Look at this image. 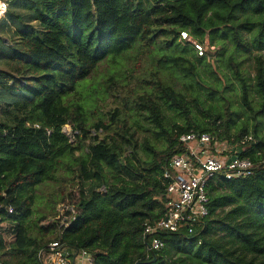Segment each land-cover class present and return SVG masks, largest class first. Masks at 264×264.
Returning a JSON list of instances; mask_svg holds the SVG:
<instances>
[{
  "label": "trees",
  "instance_id": "obj_1",
  "mask_svg": "<svg viewBox=\"0 0 264 264\" xmlns=\"http://www.w3.org/2000/svg\"><path fill=\"white\" fill-rule=\"evenodd\" d=\"M4 18L10 20V28L15 26L12 32L23 46L10 56L22 62L21 72L28 75L5 79L0 74L4 92L21 93L4 99L19 109L13 122H0V205L18 209L10 217L0 210V264H39V252L47 241L32 234L27 224L32 192L38 184L56 179L66 157L72 159L66 166L79 178L76 199L69 196L74 213L68 209L71 217L63 224L54 219L45 224V215L36 224L42 233L55 232V238L69 247L86 249L97 264H264L262 140L241 142L245 128L231 135L230 114L226 119L210 113L204 120L192 119L185 96L153 73L147 82L154 86L156 98L183 115L186 125H174L167 135L168 146L160 154L146 146L157 159L142 162L139 169L131 162L135 155H124V148L135 152V142L118 107L108 111L107 120L89 126L84 106L65 102L98 62L137 42L150 46L163 40L175 55L161 56L158 64L195 75L193 60L206 56H197L191 44L179 40L182 30L209 46L229 40L238 49L264 50V0H11ZM29 21L37 26H29ZM254 60L260 97L254 115L258 116L264 115V59L257 53ZM230 66L240 83L242 101L251 108L239 63L231 61ZM136 97V106L145 108L162 128L159 103L150 95ZM68 123L74 143L63 132ZM90 128L107 134L101 139L94 135L84 151ZM190 130L208 132L212 144L226 139V150L250 158L253 171L244 177L210 179L208 216L191 234L185 228L161 233L165 246L146 258L148 238L143 235V224L164 215L163 171L181 151L180 134ZM253 135L256 138V125ZM240 145L244 148L236 152ZM77 151L81 153L75 155ZM124 172L136 180L125 179ZM7 221L12 225H6Z\"/></svg>",
  "mask_w": 264,
  "mask_h": 264
},
{
  "label": "rangeland",
  "instance_id": "obj_2",
  "mask_svg": "<svg viewBox=\"0 0 264 264\" xmlns=\"http://www.w3.org/2000/svg\"><path fill=\"white\" fill-rule=\"evenodd\" d=\"M17 12L25 14L22 9ZM29 26H37L35 21H29ZM10 26L9 19L0 20V74L5 79H12V76L21 78L28 74L21 72L22 62L12 59L21 48L19 36L13 33L14 25ZM9 27V28H8ZM8 28V29H7ZM205 41L209 42L208 36ZM14 53V54H13ZM260 53L264 59V50L256 51L245 48L238 49L229 40L222 44H215V48L208 53L205 60H193L195 75H187L171 66L162 67L158 59L164 55H175L173 48H169L163 40H156L148 46L144 42H137L133 47L119 55H109L96 65L91 73L79 81L76 90L66 98V103L79 102L84 106V114L87 125L99 119H108V111L118 107L125 117V121L135 142V152L124 148V155L131 157V162L139 169L145 161H156L155 154L165 151L168 146L167 135L174 125L185 126L186 119L177 110L168 106L162 99L156 98L154 86L147 81L154 73L163 83L171 86L177 92L182 93L189 101V112L192 119L204 120L205 115L219 114L226 119L229 114L232 118L230 134H236L245 128L246 135L252 136V140L264 142V115L255 116L254 112L259 109L260 97L255 89V60L254 55ZM231 61L238 62L242 75L246 78L249 87L250 106L244 105L241 95L239 81L233 75L230 66ZM23 68V67H22ZM20 69V70H19ZM11 75V76H10ZM11 83V81L9 82ZM21 93L4 92L0 84V122L12 123L13 114L18 112L16 106H8L4 99L20 95ZM137 95H146L157 101L161 108L162 128L149 117V112L136 106ZM16 107V108H15ZM18 109V110H17ZM19 113V112H18ZM254 125L257 127L256 138L253 135ZM91 137L86 138L81 150L87 151L86 146L93 142L92 137L103 138L107 132H95L90 128ZM63 132L74 143L71 124L64 125ZM112 134V132H110ZM226 139L216 141L212 144L211 152L220 148ZM251 140V141H252ZM152 148L155 154L148 150ZM182 146V145H181ZM241 145L239 149H243ZM81 151H77L78 155ZM71 157L63 159L58 166L56 179L38 184L32 192L33 204L31 214L27 220L32 234L41 236L47 242L55 239V232L42 233L37 227L39 217L45 215V224L53 219L65 222L69 215L66 213L69 207V196L76 199L78 193L79 178L74 170H69L66 162L70 163ZM125 179L133 178L124 172ZM110 180L112 175L107 173ZM7 206V205H5ZM12 213L4 212L6 217L14 216L18 210L15 206ZM10 221V220H9ZM6 222V225H12ZM9 223V224H8ZM46 242V243H47Z\"/></svg>",
  "mask_w": 264,
  "mask_h": 264
},
{
  "label": "built area",
  "instance_id": "obj_3",
  "mask_svg": "<svg viewBox=\"0 0 264 264\" xmlns=\"http://www.w3.org/2000/svg\"><path fill=\"white\" fill-rule=\"evenodd\" d=\"M10 2L11 0H0V20L5 17ZM179 40L191 44L199 57H207L215 48L213 45L209 46L207 42L202 43L193 39L186 30L179 32ZM252 139V136L246 135L242 137L241 142ZM179 143L182 145L181 151L170 158L168 167L163 171L167 192L165 213L157 220L145 221L143 224V235L148 238V242H145L146 258L160 252L165 246L161 233L178 232L185 228L187 233L191 234L194 227L208 216L207 185L210 179L221 176L226 179L244 177L253 171L251 159L237 153H234L235 157L227 163L233 155L227 157L219 155L227 151V145L224 143L219 149H215L218 155L211 152L212 137L208 132L190 130L182 133L179 136ZM1 209L8 213L14 210L12 205H0ZM39 264L97 263L86 249L69 247L60 238H55L40 250Z\"/></svg>",
  "mask_w": 264,
  "mask_h": 264
},
{
  "label": "crops",
  "instance_id": "obj_4",
  "mask_svg": "<svg viewBox=\"0 0 264 264\" xmlns=\"http://www.w3.org/2000/svg\"><path fill=\"white\" fill-rule=\"evenodd\" d=\"M216 151V150H215ZM236 152L238 151V149L237 150H235ZM213 152V151H212ZM217 153V152H216ZM217 155H218V153H217ZM219 155H221V157H227V156H231V155H233V153L232 152H230V151H226V152H223V153H221V154H219Z\"/></svg>",
  "mask_w": 264,
  "mask_h": 264
},
{
  "label": "water",
  "instance_id": "obj_5",
  "mask_svg": "<svg viewBox=\"0 0 264 264\" xmlns=\"http://www.w3.org/2000/svg\"><path fill=\"white\" fill-rule=\"evenodd\" d=\"M234 157H235L234 155L231 156L230 159L227 160V163H228L231 159H233ZM154 260H155V257L153 258V261H154Z\"/></svg>",
  "mask_w": 264,
  "mask_h": 264
}]
</instances>
